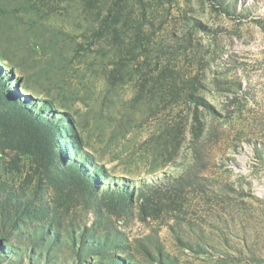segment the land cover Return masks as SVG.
I'll return each mask as SVG.
<instances>
[{
  "label": "rangeland",
  "instance_id": "1",
  "mask_svg": "<svg viewBox=\"0 0 264 264\" xmlns=\"http://www.w3.org/2000/svg\"><path fill=\"white\" fill-rule=\"evenodd\" d=\"M0 264H264V0H0Z\"/></svg>",
  "mask_w": 264,
  "mask_h": 264
},
{
  "label": "trees",
  "instance_id": "2",
  "mask_svg": "<svg viewBox=\"0 0 264 264\" xmlns=\"http://www.w3.org/2000/svg\"><path fill=\"white\" fill-rule=\"evenodd\" d=\"M1 60H3V61H4V59H1Z\"/></svg>",
  "mask_w": 264,
  "mask_h": 264
}]
</instances>
